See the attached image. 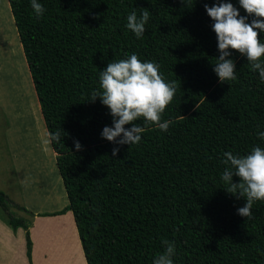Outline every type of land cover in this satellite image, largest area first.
<instances>
[{
	"label": "trees",
	"instance_id": "16d2710c",
	"mask_svg": "<svg viewBox=\"0 0 264 264\" xmlns=\"http://www.w3.org/2000/svg\"><path fill=\"white\" fill-rule=\"evenodd\" d=\"M8 2L47 132H61L51 147L68 199L38 214L20 205L28 217L15 216L0 190L6 223L25 230L29 263L31 217L70 210L87 264H152L162 240L174 242L173 264H264V200L254 202L251 219L242 217L245 199L220 179L224 152L264 148L257 136L264 132V82L232 49L237 78L221 83L213 71L220 53L204 5L230 2L251 23L239 0H39V18L30 0ZM145 9L150 17L138 39L127 16ZM131 54L157 63L176 92L161 116L172 121L168 131L140 118L135 123L146 130L129 146L102 138L112 116L91 94L99 72Z\"/></svg>",
	"mask_w": 264,
	"mask_h": 264
},
{
	"label": "clouds",
	"instance_id": "9594fccd",
	"mask_svg": "<svg viewBox=\"0 0 264 264\" xmlns=\"http://www.w3.org/2000/svg\"><path fill=\"white\" fill-rule=\"evenodd\" d=\"M244 11L253 16L251 23L248 17L241 16L238 9L230 2H221L209 7L204 5L207 15L214 21L212 30L217 37L218 51L213 71L219 81H234L235 63L231 59L229 49L245 56L250 69L257 72L261 82H264V43L258 31L264 32V0H239ZM34 15L39 18L45 8L39 0H30ZM150 17V11L145 9L139 16L135 11L127 16V29L131 30L139 39L145 32V25ZM176 92V82H166L159 72V65L151 61L142 62L136 54L127 59L109 62L105 70L99 72V88L92 92V99L97 97L110 110L112 126H105L101 132L102 138L118 145H135L141 141L145 126L135 123L143 118L145 124L155 125L160 131L167 132L172 121L164 120L161 116L165 108L171 103ZM183 117V116H182ZM185 118V117H183ZM125 125H131L125 128ZM117 140V137H121ZM259 139L264 140V132L258 131ZM61 142V132L47 133L43 140L45 145ZM75 148L81 145L74 141ZM119 148L112 150L116 156ZM225 165L220 179L228 185V193L243 198L246 203L237 209L238 215L251 219L254 202L264 200V148L254 146L249 154L243 156L224 152L221 161ZM239 182L234 183L233 177ZM164 250L158 253L152 264H173L175 254L173 241L162 240Z\"/></svg>",
	"mask_w": 264,
	"mask_h": 264
},
{
	"label": "rangeland",
	"instance_id": "374dc122",
	"mask_svg": "<svg viewBox=\"0 0 264 264\" xmlns=\"http://www.w3.org/2000/svg\"><path fill=\"white\" fill-rule=\"evenodd\" d=\"M36 124L37 130L40 129L46 136L48 132L9 2L0 0V190L7 195L10 204L8 209L15 216L23 215L18 208L20 205L30 210L31 202L37 206L51 204L56 191L61 187L62 180L56 167L52 169L54 185L50 184L47 193L40 195L41 189L32 190L29 187V177L33 176L34 171H28L29 164L22 155L23 150L17 147L16 138L21 130L26 138L32 137L30 129L33 132ZM27 149L29 150V147ZM59 202L61 203V200ZM67 202L64 200V205ZM2 213L5 214V210L0 207V214Z\"/></svg>",
	"mask_w": 264,
	"mask_h": 264
},
{
	"label": "crops",
	"instance_id": "0c3cea01",
	"mask_svg": "<svg viewBox=\"0 0 264 264\" xmlns=\"http://www.w3.org/2000/svg\"><path fill=\"white\" fill-rule=\"evenodd\" d=\"M37 128L38 124L33 132L30 129L32 137L28 136V138L21 130L16 141L17 147L23 150L22 155L29 164L28 171L33 170V176L36 175V177L32 175L29 177L30 189H41L39 190L41 193H38L44 195L50 184L54 185L52 169L56 167L55 152L52 147L49 149L43 143L46 136ZM64 200L67 202L68 199L61 181V187L56 191L51 204L37 206L31 202L30 211L35 214L53 212L64 206ZM20 211L23 216L28 217L24 211ZM31 218L29 232L32 240V264H86L72 211L56 215H35ZM25 243V230L22 227L11 228L6 223L4 215L0 214V264H30Z\"/></svg>",
	"mask_w": 264,
	"mask_h": 264
},
{
	"label": "bare ground",
	"instance_id": "6f19581e",
	"mask_svg": "<svg viewBox=\"0 0 264 264\" xmlns=\"http://www.w3.org/2000/svg\"><path fill=\"white\" fill-rule=\"evenodd\" d=\"M3 9H4V8H3ZM7 14H8V13H7ZM7 14H6V15H7ZM5 19H6V18H5ZM25 77H26V76H25Z\"/></svg>",
	"mask_w": 264,
	"mask_h": 264
}]
</instances>
